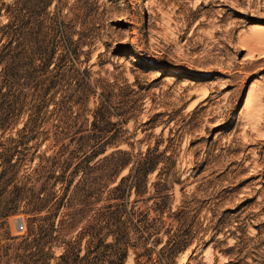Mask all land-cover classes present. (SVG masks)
<instances>
[{
	"label": "rangeland",
	"instance_id": "374dc122",
	"mask_svg": "<svg viewBox=\"0 0 264 264\" xmlns=\"http://www.w3.org/2000/svg\"><path fill=\"white\" fill-rule=\"evenodd\" d=\"M12 3L34 77L0 134V264H264V0H0V26Z\"/></svg>",
	"mask_w": 264,
	"mask_h": 264
},
{
	"label": "trees",
	"instance_id": "16d2710c",
	"mask_svg": "<svg viewBox=\"0 0 264 264\" xmlns=\"http://www.w3.org/2000/svg\"><path fill=\"white\" fill-rule=\"evenodd\" d=\"M2 5V4H0ZM1 9L4 10L5 14L7 15L8 19L7 22L0 26V134L2 131L10 127L20 115H22L24 104L21 103L18 105L19 97L22 94L18 83V80L20 78L23 79V82L21 85H24L23 87H26V85L29 84V82L33 81L34 72L30 70V66L32 65V61L30 60L29 56L27 55L26 50V38H27V32L20 31L17 32L13 27H10L11 24L13 25V20L17 18V16L14 13V3L12 4H6ZM16 88H13L15 87ZM35 88H37L35 86ZM11 89H13L11 91ZM11 97V101L5 105V98ZM116 154H122L125 155V152H112L109 157L108 165L111 170H115L118 168H124L128 162V159H121L117 158ZM145 158H136V165L137 169L135 171V174L133 176V183H131V187L134 188L135 193L139 192L138 187L141 186L142 178L144 177V174H146L149 169L151 168V163L148 160L145 161ZM49 161V158L45 159V162ZM147 163V164H146ZM125 180V177H122L120 181L112 187L113 191L117 190H123V181ZM17 205L15 206V209H17ZM84 234V233H82ZM83 236V235H82ZM79 239L81 238L78 237ZM169 239L166 241V243L160 248V251H158L155 256L154 262L158 263L160 261H163L165 258L169 257L171 254V250H165L166 245L169 244ZM158 241V238L155 240V242ZM182 242L174 241V245H177V249H181ZM181 245V246H179ZM161 253V254H160ZM126 253H123L121 258L118 257L114 261L115 264H121L122 258H124V255ZM138 256L144 257L146 261H150V254L147 252L139 253Z\"/></svg>",
	"mask_w": 264,
	"mask_h": 264
},
{
	"label": "built area",
	"instance_id": "2783aa9c",
	"mask_svg": "<svg viewBox=\"0 0 264 264\" xmlns=\"http://www.w3.org/2000/svg\"><path fill=\"white\" fill-rule=\"evenodd\" d=\"M15 227L17 230H21L23 228V225L17 222Z\"/></svg>",
	"mask_w": 264,
	"mask_h": 264
}]
</instances>
